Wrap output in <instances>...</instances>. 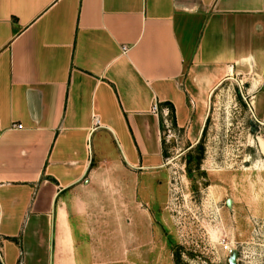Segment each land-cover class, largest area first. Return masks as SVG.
<instances>
[{
	"label": "crops",
	"instance_id": "crops-1",
	"mask_svg": "<svg viewBox=\"0 0 264 264\" xmlns=\"http://www.w3.org/2000/svg\"><path fill=\"white\" fill-rule=\"evenodd\" d=\"M231 80L264 122V0H0V264L135 250L162 111L198 139Z\"/></svg>",
	"mask_w": 264,
	"mask_h": 264
},
{
	"label": "rangeland",
	"instance_id": "rangeland-1",
	"mask_svg": "<svg viewBox=\"0 0 264 264\" xmlns=\"http://www.w3.org/2000/svg\"><path fill=\"white\" fill-rule=\"evenodd\" d=\"M243 87L218 86L198 139L162 136L150 229L137 234L135 250L116 251L114 264H229L233 253L235 264H264V122L244 103Z\"/></svg>",
	"mask_w": 264,
	"mask_h": 264
},
{
	"label": "built area",
	"instance_id": "built-area-1",
	"mask_svg": "<svg viewBox=\"0 0 264 264\" xmlns=\"http://www.w3.org/2000/svg\"><path fill=\"white\" fill-rule=\"evenodd\" d=\"M124 50V49H123ZM152 112L154 113V114H158V112H159V109H158V107L156 106V105H154L153 107H152ZM162 115H163V117L165 118V121H164V133H163V136H164V134H166V136L168 137V138H172V137H174V134H173V131H172V126H171V123L167 120V118L169 117V113H168V110H164V111H162ZM98 123V121L96 122V124ZM13 128H15V129H21L22 127L20 126V125H14L13 126Z\"/></svg>",
	"mask_w": 264,
	"mask_h": 264
},
{
	"label": "trees",
	"instance_id": "trees-1",
	"mask_svg": "<svg viewBox=\"0 0 264 264\" xmlns=\"http://www.w3.org/2000/svg\"><path fill=\"white\" fill-rule=\"evenodd\" d=\"M168 106V108L170 109V111H171V106L170 105H167ZM169 117H170V122L172 123L171 125L172 126H174V116H173V111H172V114H171V112L169 113ZM205 133V129L203 130V132H202V135ZM200 144L201 143H199L198 144V148H199V146H200ZM201 147V146H200ZM200 159L201 158H199L197 161H198V163H200ZM193 161V157H190L187 161H186V163L189 165V164H191V163H193L192 162Z\"/></svg>",
	"mask_w": 264,
	"mask_h": 264
},
{
	"label": "water",
	"instance_id": "water-1",
	"mask_svg": "<svg viewBox=\"0 0 264 264\" xmlns=\"http://www.w3.org/2000/svg\"><path fill=\"white\" fill-rule=\"evenodd\" d=\"M230 205H231V201L228 200L227 201V206L230 207ZM235 263H236V254L233 253L232 256L229 259V264H235Z\"/></svg>",
	"mask_w": 264,
	"mask_h": 264
}]
</instances>
